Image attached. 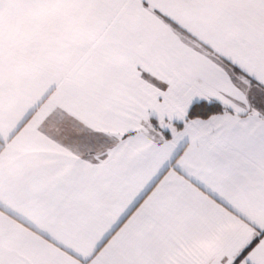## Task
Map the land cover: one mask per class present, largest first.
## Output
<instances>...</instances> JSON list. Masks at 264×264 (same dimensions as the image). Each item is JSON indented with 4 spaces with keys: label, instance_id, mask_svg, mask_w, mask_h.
I'll return each mask as SVG.
<instances>
[{
    "label": "snow or ice",
    "instance_id": "6c2138e0",
    "mask_svg": "<svg viewBox=\"0 0 264 264\" xmlns=\"http://www.w3.org/2000/svg\"><path fill=\"white\" fill-rule=\"evenodd\" d=\"M0 264H264V0H0Z\"/></svg>",
    "mask_w": 264,
    "mask_h": 264
}]
</instances>
